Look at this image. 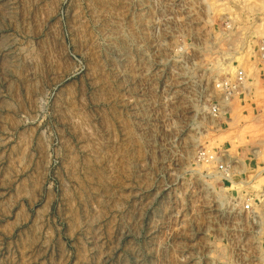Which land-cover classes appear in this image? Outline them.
<instances>
[{"label": "rangeland", "instance_id": "1", "mask_svg": "<svg viewBox=\"0 0 264 264\" xmlns=\"http://www.w3.org/2000/svg\"><path fill=\"white\" fill-rule=\"evenodd\" d=\"M263 41L264 0H0V264H263Z\"/></svg>", "mask_w": 264, "mask_h": 264}, {"label": "built area", "instance_id": "2", "mask_svg": "<svg viewBox=\"0 0 264 264\" xmlns=\"http://www.w3.org/2000/svg\"><path fill=\"white\" fill-rule=\"evenodd\" d=\"M261 55L264 57V41L260 45ZM214 73V71H211ZM215 85L216 89L220 94L223 95V99L226 100L229 97L233 96L237 91H242L245 88L246 82L248 80L247 74L244 68L239 67L234 75L231 73H223L222 75L216 74ZM220 110L219 107H214V112ZM203 160L210 161V156L206 151H203L199 154ZM219 172L223 175L225 180H233V170L230 168L228 163L221 162L219 164ZM245 209H251L252 203H245ZM264 264V261H263Z\"/></svg>", "mask_w": 264, "mask_h": 264}, {"label": "bare ground", "instance_id": "3", "mask_svg": "<svg viewBox=\"0 0 264 264\" xmlns=\"http://www.w3.org/2000/svg\"><path fill=\"white\" fill-rule=\"evenodd\" d=\"M212 4V3H211Z\"/></svg>", "mask_w": 264, "mask_h": 264}]
</instances>
